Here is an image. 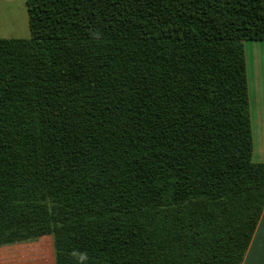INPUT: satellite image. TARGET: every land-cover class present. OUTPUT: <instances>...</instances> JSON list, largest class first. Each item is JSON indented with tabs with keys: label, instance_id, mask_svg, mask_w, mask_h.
Here are the masks:
<instances>
[{
	"label": "trees",
	"instance_id": "obj_1",
	"mask_svg": "<svg viewBox=\"0 0 264 264\" xmlns=\"http://www.w3.org/2000/svg\"><path fill=\"white\" fill-rule=\"evenodd\" d=\"M0 38V245L55 264H243L264 210L245 41L264 0H26Z\"/></svg>",
	"mask_w": 264,
	"mask_h": 264
},
{
	"label": "crops",
	"instance_id": "obj_2",
	"mask_svg": "<svg viewBox=\"0 0 264 264\" xmlns=\"http://www.w3.org/2000/svg\"><path fill=\"white\" fill-rule=\"evenodd\" d=\"M244 46L253 135L252 159L264 163V40H248ZM0 264H55L52 238L46 236L0 245ZM243 264H264V210Z\"/></svg>",
	"mask_w": 264,
	"mask_h": 264
},
{
	"label": "rangeland",
	"instance_id": "obj_3",
	"mask_svg": "<svg viewBox=\"0 0 264 264\" xmlns=\"http://www.w3.org/2000/svg\"><path fill=\"white\" fill-rule=\"evenodd\" d=\"M30 35L26 0H0V38H29Z\"/></svg>",
	"mask_w": 264,
	"mask_h": 264
},
{
	"label": "clouds",
	"instance_id": "obj_4",
	"mask_svg": "<svg viewBox=\"0 0 264 264\" xmlns=\"http://www.w3.org/2000/svg\"><path fill=\"white\" fill-rule=\"evenodd\" d=\"M77 255H78V258H79V261L81 262V264H82L83 261H85L87 259L85 254L80 253V254H77Z\"/></svg>",
	"mask_w": 264,
	"mask_h": 264
}]
</instances>
